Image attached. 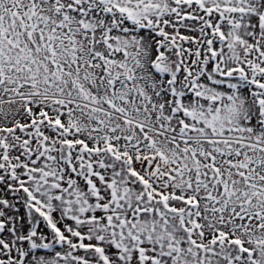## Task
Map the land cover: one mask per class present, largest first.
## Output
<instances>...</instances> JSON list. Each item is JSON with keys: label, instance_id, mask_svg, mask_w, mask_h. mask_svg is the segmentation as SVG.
Returning <instances> with one entry per match:
<instances>
[{"label": "snow or ice", "instance_id": "snow-or-ice-1", "mask_svg": "<svg viewBox=\"0 0 264 264\" xmlns=\"http://www.w3.org/2000/svg\"><path fill=\"white\" fill-rule=\"evenodd\" d=\"M0 264H264V0H0Z\"/></svg>", "mask_w": 264, "mask_h": 264}]
</instances>
